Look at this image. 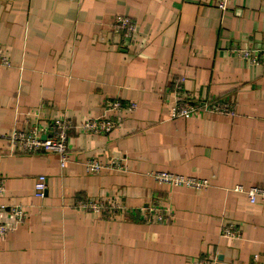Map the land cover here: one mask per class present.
I'll return each instance as SVG.
<instances>
[{"label": "crops", "instance_id": "crops-1", "mask_svg": "<svg viewBox=\"0 0 264 264\" xmlns=\"http://www.w3.org/2000/svg\"><path fill=\"white\" fill-rule=\"evenodd\" d=\"M0 0V203L22 205L24 224L0 239V264H264V202L235 187H264V64L233 49L264 45V0ZM115 16L137 24L134 37L110 33ZM197 99L233 104L235 116L171 117L173 81ZM119 99L122 126L106 136L72 131V162L56 155L11 154L13 128L65 115L96 118ZM36 115V116H34ZM124 160L128 173L88 175L82 163ZM167 172L205 179L203 191L159 186ZM38 176L47 179L34 197ZM121 199L129 209L155 203L170 223L80 213L81 199ZM232 223L240 239L221 237ZM256 256V258H255Z\"/></svg>", "mask_w": 264, "mask_h": 264}, {"label": "built area", "instance_id": "built-area-1", "mask_svg": "<svg viewBox=\"0 0 264 264\" xmlns=\"http://www.w3.org/2000/svg\"><path fill=\"white\" fill-rule=\"evenodd\" d=\"M229 0H220L217 8L223 13L228 7ZM110 33L124 39H132L137 30L136 22L126 16H115L108 24ZM233 53L240 59L252 65L264 64V45L261 48L233 49ZM0 67L10 68L11 62L0 48ZM184 78L179 77L173 81L174 101L171 107V117L195 118L198 114H216L218 116H235V107L221 99H197L182 88ZM136 108L133 103L125 104L119 99L106 102L103 112L96 118H88L75 123L65 115L49 121L43 126L29 125L26 118L25 127L13 128L8 134L2 136L7 142L11 154H24L28 156L56 155L59 159L60 168L65 169L71 162L70 133L72 131L82 134L106 136L115 130H119L122 124L120 113L132 111ZM36 116V115H34ZM37 117V116H36ZM88 175L101 173L126 174L128 168L124 160L109 159L101 161L94 157L86 159L82 163ZM154 182L159 186L171 188H185L193 191H203L210 187L205 179L188 177L167 172H157L151 175ZM4 185L0 179V198L4 194ZM34 197L43 199L47 193V179L38 176L33 184ZM233 192L243 193L250 203L257 199L264 202V187L254 186L248 189L235 187ZM154 202V201H153ZM145 204L143 207L129 209L123 205L121 199H81L74 205V209L80 213L99 215L104 220L126 221L128 216L139 214L141 221L145 223L167 224L173 218V213L168 207H160L155 203ZM27 219L24 206L5 205L0 203V239H4L9 233L19 229ZM221 237L239 240L240 228L232 223H225L221 228ZM256 258V256H255ZM188 264H216L212 256H203L190 261Z\"/></svg>", "mask_w": 264, "mask_h": 264}]
</instances>
